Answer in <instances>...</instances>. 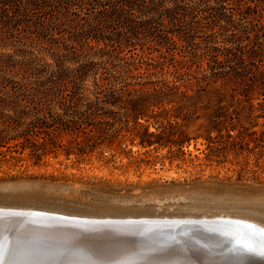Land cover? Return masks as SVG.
<instances>
[{
  "label": "rangeland",
  "instance_id": "obj_1",
  "mask_svg": "<svg viewBox=\"0 0 264 264\" xmlns=\"http://www.w3.org/2000/svg\"><path fill=\"white\" fill-rule=\"evenodd\" d=\"M174 1L178 0H165L161 8ZM246 1L258 10L249 18L238 15L234 0L226 1L224 11L235 19L228 31L209 24L211 11L198 13L194 22L186 21L184 28L195 35L198 44L189 46L187 53L177 51L176 61L192 59L193 71L201 76L209 73L210 56L206 59L203 54L211 52L212 56L213 47L217 46L216 54L222 62L213 64L220 71L229 70L230 63L223 55L227 53L225 47L237 43L227 40H237L253 17L255 22L262 19L264 24V0ZM195 3L197 0H183L185 8L191 9ZM212 4L216 5V0ZM7 37L0 30V53L26 49L23 43L31 42L25 34L14 39ZM259 44L264 55L263 32ZM243 46L253 45L246 40ZM133 48L137 49L126 50L121 56L133 61L138 58L137 52L147 61H164L159 51L148 55L149 51L143 54L140 45ZM44 53L48 61H53L51 53ZM113 54L117 56L118 51ZM176 61L167 62L163 72L148 71L146 63L139 69L131 66L135 77L129 82L149 83L146 87L141 84L127 87L123 101L137 98L139 93L135 90H152L174 83L172 72L179 64ZM114 63L110 75L120 76L119 71L128 70L118 58H114ZM248 68L256 72L255 81L264 82V60ZM24 76L19 78L23 89L37 86L32 73ZM211 78L204 90L195 78L186 83L188 86L177 82L182 86L171 100L158 103L151 98V106L138 121L133 118L132 106L141 108L142 104L123 108L122 102L120 106L105 102L103 94L94 92L93 79L78 87L77 99L70 96L60 107L58 101L50 102L54 115L64 108L65 119L82 118L85 124L74 132L38 137L49 146L41 158L32 148L23 150L16 146V141L8 143L9 149L0 147V209L141 223L146 219L168 224L207 221L215 226L222 223L218 221L228 219L264 231V85H247V79L236 81L226 76L216 82V78ZM123 80L117 79L114 87L119 89ZM51 87L55 89L54 85ZM5 93L0 90V96ZM184 93L189 97L183 96ZM29 110L31 116L39 112L37 108ZM0 113L7 110L0 109ZM106 114L111 117L106 118ZM142 140L159 143L141 145ZM79 147L86 153H80Z\"/></svg>",
  "mask_w": 264,
  "mask_h": 264
},
{
  "label": "trees",
  "instance_id": "obj_2",
  "mask_svg": "<svg viewBox=\"0 0 264 264\" xmlns=\"http://www.w3.org/2000/svg\"><path fill=\"white\" fill-rule=\"evenodd\" d=\"M164 1L0 0V30L8 34V39L25 34V38L31 41L23 43L26 49L0 53V90L6 91L3 97L0 96V109L7 110V113H0V147L9 149L8 143L16 141V146L23 150L32 148L34 154L41 158L49 146L46 140L40 142L38 137L45 139L46 136L60 134L62 131L74 132L82 129L85 124L82 118L65 119L63 114L66 115L67 111L64 108L60 109L62 112L54 115L50 102L58 101L60 107L70 96L77 99L76 95L80 93L77 91L78 87L90 79H93L94 92L103 94L104 101L113 106H120L121 102L125 105L123 108H127L128 104H142L141 108L132 106L136 121L151 106V98L157 99L158 103L170 101L179 87L188 86L186 83L193 78L197 80L201 90L210 85L211 77L216 78V82L222 76L236 81L247 79V85H264V82L255 81L256 72L248 68V65L256 66L257 61L264 60L259 46L261 33H264L262 19L255 22L253 17L249 21V27L237 40H227L232 44L237 43L236 46L225 47L227 53L223 55L230 63L229 70L220 71L215 68L213 63L222 62L216 54L219 48L215 46V54H203L206 59L210 56L207 70L209 73L199 76L193 71L192 59L176 61L175 58L177 51L187 53L189 46L198 44L195 35L184 28V23L188 20L194 22L198 13L211 11L209 24L228 31L234 26L235 19L224 11L227 0H216V5L212 4V0H197L195 7L191 9L185 8L183 0L171 2L162 9ZM234 4L242 18H249L250 15L252 17L258 11L248 5L246 0H234ZM246 40L252 42L251 48L243 46ZM138 45L141 46L143 54L147 51L148 55L153 51L161 52L160 58L164 61L150 62L137 52L138 58L133 61L121 56L126 50L135 51L137 48H131ZM163 49L165 53H162ZM45 51L52 54L53 61L47 60ZM114 51H118L117 56L113 54ZM29 55L31 57H27ZM93 57H98L99 60ZM114 58L124 61L128 68L119 71L121 77L109 74V69L116 66ZM175 61L179 64L175 65L178 68L172 72L174 83H165L164 86L154 87L152 90H135L139 93L137 98L123 101L127 87L138 84L146 87L149 83L129 82V79L135 77L131 66L139 69L146 63L148 71L155 69L163 72L167 62ZM30 73L37 78V86L25 90L23 81H19V78ZM119 78L124 79L121 82L123 84L116 89L114 83ZM179 81L183 84H177ZM184 94L183 96L189 97L187 93ZM93 104L91 102L90 106ZM30 108H37L39 112L31 116L28 113ZM105 117L109 118L111 114H106ZM86 123L88 126L92 125L90 122ZM155 143L159 142H140L141 145ZM79 152L86 153V150L79 147Z\"/></svg>",
  "mask_w": 264,
  "mask_h": 264
},
{
  "label": "bare ground",
  "instance_id": "obj_3",
  "mask_svg": "<svg viewBox=\"0 0 264 264\" xmlns=\"http://www.w3.org/2000/svg\"><path fill=\"white\" fill-rule=\"evenodd\" d=\"M147 220L0 212V264H235L223 227Z\"/></svg>",
  "mask_w": 264,
  "mask_h": 264
},
{
  "label": "water",
  "instance_id": "obj_4",
  "mask_svg": "<svg viewBox=\"0 0 264 264\" xmlns=\"http://www.w3.org/2000/svg\"><path fill=\"white\" fill-rule=\"evenodd\" d=\"M16 211L18 210L0 209V212ZM218 223L219 224H215V226H221L224 228L222 231V238L224 239L220 248L223 246L222 250H227V254L230 256L232 255L231 259L235 262V264H264L263 230L254 229L240 222L228 219L220 220ZM229 261H231L230 257Z\"/></svg>",
  "mask_w": 264,
  "mask_h": 264
}]
</instances>
